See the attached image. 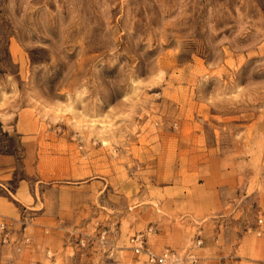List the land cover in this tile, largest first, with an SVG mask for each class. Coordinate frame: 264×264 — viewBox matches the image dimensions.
Here are the masks:
<instances>
[{"label": "rangeland", "instance_id": "374dc122", "mask_svg": "<svg viewBox=\"0 0 264 264\" xmlns=\"http://www.w3.org/2000/svg\"><path fill=\"white\" fill-rule=\"evenodd\" d=\"M2 221L0 264H264V0H0Z\"/></svg>", "mask_w": 264, "mask_h": 264}, {"label": "built area", "instance_id": "2783aa9c", "mask_svg": "<svg viewBox=\"0 0 264 264\" xmlns=\"http://www.w3.org/2000/svg\"><path fill=\"white\" fill-rule=\"evenodd\" d=\"M262 220H259V224ZM154 234L153 227L142 231L129 240L130 249L136 256H145L148 264H179L178 258L174 251L164 250L160 254L155 253L151 250L149 246V239ZM14 233V222L12 221H2L0 223V244L4 246L13 245L14 248L20 250L22 246H27L30 244V239L26 236L25 230L23 233H19L18 239L15 242H11ZM201 244V242H199ZM190 260L195 261L194 257L191 256Z\"/></svg>", "mask_w": 264, "mask_h": 264}]
</instances>
